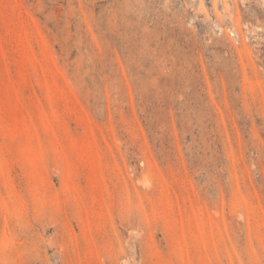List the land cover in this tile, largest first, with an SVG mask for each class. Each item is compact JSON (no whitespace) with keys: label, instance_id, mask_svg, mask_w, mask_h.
Wrapping results in <instances>:
<instances>
[{"label":"rangeland","instance_id":"obj_1","mask_svg":"<svg viewBox=\"0 0 264 264\" xmlns=\"http://www.w3.org/2000/svg\"><path fill=\"white\" fill-rule=\"evenodd\" d=\"M0 264H264V0H0Z\"/></svg>","mask_w":264,"mask_h":264}]
</instances>
